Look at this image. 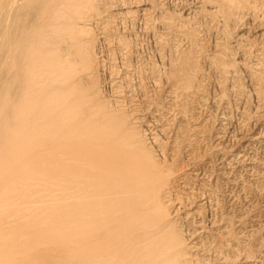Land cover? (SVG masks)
Here are the masks:
<instances>
[{"label": "bare ground", "instance_id": "1", "mask_svg": "<svg viewBox=\"0 0 264 264\" xmlns=\"http://www.w3.org/2000/svg\"><path fill=\"white\" fill-rule=\"evenodd\" d=\"M225 1L234 5L236 0H221L224 13ZM90 6L88 0H0V264H208L212 259L195 254L199 231L180 234L183 229L175 226L191 213L183 210L185 217L176 218L186 205L170 190L172 165L125 128L118 101L108 104L98 97L93 75L99 59L86 39L92 26L84 24ZM162 141L153 135L149 145L164 156L168 145ZM221 217L205 221L214 228ZM60 234L63 239L41 254L44 244ZM218 249L211 248L217 263L229 264L225 246ZM235 252L234 257L242 255Z\"/></svg>", "mask_w": 264, "mask_h": 264}, {"label": "rangeland", "instance_id": "2", "mask_svg": "<svg viewBox=\"0 0 264 264\" xmlns=\"http://www.w3.org/2000/svg\"><path fill=\"white\" fill-rule=\"evenodd\" d=\"M88 1L91 16L85 14L84 24L85 28L92 26L86 39L89 37L90 45H95L96 48L88 46L95 48L96 60L99 59V73L97 70L93 75L99 87L98 97L108 104L118 101V107L126 116L125 128L136 139L145 140L149 152L157 159L164 158L169 166L172 165L168 168L169 177L173 178H169L170 190L186 205L184 209L179 207L176 218L185 217L187 213L183 210L191 213L190 219L185 217L186 223L177 220L179 223L175 226L183 229L180 234L192 229L199 231L202 238L198 234L196 237L200 250L195 254L198 258L212 259L205 261L208 264H219L211 248L216 250L224 246L225 255L230 256L229 264H264V0H247V3L236 0L234 5L225 1V13L221 0ZM94 14L98 15L92 16ZM99 24L105 28L104 34ZM119 43L125 46L120 49ZM179 59L189 63V69L185 70ZM158 69L166 75L159 74ZM153 135L160 142L163 140L165 147L168 145L165 148L168 153L164 156L149 145ZM208 191L214 199L207 198ZM210 216L217 220L222 216L223 220L210 228L205 221ZM7 235L4 238L8 240L13 237ZM61 235L45 243L46 249L40 253L45 254L49 247L57 245L63 239ZM235 250L238 255L242 253L241 258L234 257Z\"/></svg>", "mask_w": 264, "mask_h": 264}]
</instances>
